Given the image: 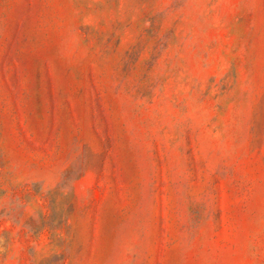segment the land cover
<instances>
[{
  "label": "rangeland",
  "instance_id": "1",
  "mask_svg": "<svg viewBox=\"0 0 264 264\" xmlns=\"http://www.w3.org/2000/svg\"><path fill=\"white\" fill-rule=\"evenodd\" d=\"M0 264H264V0H0Z\"/></svg>",
  "mask_w": 264,
  "mask_h": 264
}]
</instances>
